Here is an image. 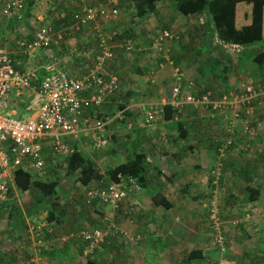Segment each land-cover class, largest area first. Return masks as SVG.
Here are the masks:
<instances>
[{
    "label": "crops",
    "instance_id": "1",
    "mask_svg": "<svg viewBox=\"0 0 264 264\" xmlns=\"http://www.w3.org/2000/svg\"><path fill=\"white\" fill-rule=\"evenodd\" d=\"M175 1L155 0L150 11L137 15L133 0H91L97 4L116 6L118 13L115 16H97L78 27L74 26L73 12L79 8L80 0L55 2V6L72 7L70 15L65 12L57 15L60 25L66 23L64 28H68L69 34L76 33L83 42L88 41L83 38L93 37V33L96 36V47H91V52H84L90 56L86 72L101 51V37L105 38L113 52V57L104 59L103 67L106 73L118 77L122 94H116L118 91L114 93L102 104L104 109L101 112V106L99 113L102 114L100 116H110L125 108V124L128 130L134 129L135 138H138V147L125 152V158L133 151L144 153L146 184L141 185L135 195L131 194L114 205L97 197L88 200V188L80 189L82 193L79 194L72 181L74 176L51 175L50 179L59 178L60 182L54 193L53 214L49 218L51 196L47 200L33 187L21 190L13 181L7 198L0 199V264H21L30 256H35L39 264H86L91 258L105 264H189V260H197L204 249L203 237L191 234L190 224L191 219L201 222L198 213H195V206L201 203L202 197H207L210 190L207 185L212 181V169L217 165L220 168V183L223 182L220 195H240L239 199H233L235 209L240 205L239 208H249L254 212L258 207L264 210V174L261 171L264 170V103L260 104L257 100L264 97L263 92L260 95L257 92L258 96L251 100L253 113L250 117L254 119V125L260 122V127L256 126L252 134L244 132L236 121L224 118L223 113L214 114L209 107H194L191 104L182 105L171 119L161 117L162 125L157 127H151L153 125L143 119L141 105H160L171 96V71L175 66L181 68L185 77L193 78L199 88L213 86L219 92L223 88L236 90L233 87H239L242 80L252 83L251 78L256 75L259 76L258 84L264 82V71L261 70L264 61L261 64L257 62L258 56L253 54L252 49L254 44L235 42L225 45L216 32L208 8L202 12L183 13L176 9ZM24 4L27 9L21 19L5 17L0 13V46L7 48L15 60L23 62L25 57L35 55L38 49L43 48L30 52L19 44L20 40H30L34 36L30 23L33 20L42 21V16L41 19L39 17L41 0H24ZM234 5L235 25L239 28L251 21L252 3L241 0ZM44 23L47 21L41 25ZM163 28L169 29L171 36L163 40L159 49L154 47L153 41ZM60 31L62 37L55 38L63 41L65 30L60 28ZM127 44L130 46L127 47ZM68 48L64 45L58 49L65 51ZM58 49L57 53H60ZM73 59L77 66L84 65L83 56H74ZM110 61L113 62L112 68L107 71L106 63ZM28 71L35 74L33 70ZM32 87L33 83L23 89L22 95L10 94L8 109L13 115L33 108ZM120 103L123 106H119ZM193 110L199 114H188ZM178 122L185 129L184 136H180ZM89 123L88 120L82 121L80 138L70 140L72 144L85 143L82 139L91 132ZM114 126V122L106 124L107 128L101 131L104 138L96 143L98 147L101 143L106 144V131ZM91 135L88 142L92 143V138H97L93 133ZM233 135L234 143L223 147L226 139ZM228 147L230 153L226 157L224 153H219L221 148L227 150ZM228 184L234 187L229 189ZM248 186L252 187V193L256 191L254 198L249 196ZM81 200L88 208L81 209ZM70 201L74 205L71 217L77 219L81 216L79 222L85 220V224H75L68 216ZM191 201L194 203L189 204ZM242 203L245 204L241 207ZM98 204L102 207H97ZM104 207L102 222L95 215L91 217V212L94 214ZM100 212L97 213L100 215ZM105 217L113 221L118 230L108 231L93 255H86L78 231L85 225L106 229ZM260 218L264 219V216ZM95 219L98 224L93 222ZM39 222L44 224L38 233L31 229L30 224ZM260 227L264 228V223Z\"/></svg>",
    "mask_w": 264,
    "mask_h": 264
},
{
    "label": "built area",
    "instance_id": "2",
    "mask_svg": "<svg viewBox=\"0 0 264 264\" xmlns=\"http://www.w3.org/2000/svg\"><path fill=\"white\" fill-rule=\"evenodd\" d=\"M80 2L79 9L73 12L74 26L77 27L89 23L97 16H115L118 11L112 5H90L86 0ZM24 10V0H0V13L5 17L23 18ZM53 34L58 38L62 37V32L53 31L47 22L37 28L30 40H20L19 44L33 52L36 48L48 46ZM170 36L169 29H162L153 44L161 49L163 40ZM230 44L232 43L225 42V45ZM99 45L100 53L95 56L89 70L80 76L71 75L62 67H50L45 71L40 76L39 83L33 84L35 110L26 118L12 116L8 109L9 98L12 92L22 95L23 89L32 84L30 77L36 75L31 71L19 69L10 51L0 46V199L7 198L9 186L14 181L15 169L22 167L32 177H42L45 175L47 150L67 156L73 149H77L70 140L80 138L83 120H88L90 122L88 128L94 131V135L98 133L99 136L107 123L124 117L125 108L118 109L110 116L99 115L102 104L112 98L119 88L118 77L106 73L103 67L104 59L113 57V52L107 46L104 37L100 38ZM129 46L130 44H127V47ZM171 76L173 78L171 96L165 103H169L177 110L184 104L209 107L215 112L221 111L230 122L243 124L245 132H254V126L250 124V115L244 114V112L252 114L251 100L258 94L252 83L242 81L239 90L225 91L220 97H212L210 90L203 91L193 78L185 77L179 66L173 67ZM165 103L141 105L144 121L151 122L161 117L162 106ZM86 111L88 114L85 116ZM230 143L231 139L227 138L223 147ZM223 149H220L221 154L224 153ZM212 171V181L217 183L220 178L219 166ZM140 187L134 175L119 172L116 179H110L104 186L88 187L87 199L97 197L117 205L121 199L131 194L135 195ZM208 210L213 227L217 228L220 209L215 200L210 201ZM105 222L106 229L85 225L78 231L86 255L93 254L108 231L118 230V226L110 219L105 217ZM43 224L31 223L30 226L39 233ZM21 264L39 263L35 256H30Z\"/></svg>",
    "mask_w": 264,
    "mask_h": 264
},
{
    "label": "rangeland",
    "instance_id": "3",
    "mask_svg": "<svg viewBox=\"0 0 264 264\" xmlns=\"http://www.w3.org/2000/svg\"><path fill=\"white\" fill-rule=\"evenodd\" d=\"M56 1L60 2L61 0H41V5L39 7L41 11H40L39 17L41 19V16H42V21L33 20L31 22L29 20V23L31 22L30 29H34V33H35V31L41 25V23L47 21L52 26L53 31L60 30V28H63V30H65L66 35L63 37L64 40L62 39L63 41H58L55 38L56 35L53 34L51 42L49 43L48 46L38 49L36 54L33 56L25 57L24 62L21 61V59H19L20 61L14 59L15 65L19 69L21 68L22 70H27V71L33 70L36 76L38 77H40L50 67H62L66 69L68 72H71L73 75L80 76L84 72H86V69H88V67L90 66V58H89L90 56L88 57L84 52L86 53L91 52L90 50L91 47L93 48L96 47V44H97L96 36L93 33V37L83 38V40H88V41L83 42L82 39L78 37V35H76V33L69 34L68 28L67 27L64 28L66 23L63 25H60V22H58L57 20V15L60 12H65L66 14H68L71 11L72 7L70 6L68 7L66 5H63V7H60L57 5L55 6ZM86 2H88V4L91 5V0H86ZM26 9L27 8L25 5V10ZM18 19H21V18H18ZM20 35L22 36V34ZM82 44L84 45V48H82ZM64 45H68L69 48L64 49L65 51H63L62 49H58L59 47L63 48ZM73 47H75V50H73ZM154 47H157V45H154ZM78 48H81L82 50ZM56 49H58L60 53H57ZM74 56H79V57L83 56L84 65L82 67H79L75 64V60L73 59ZM112 63L113 62L111 61L110 63H106L107 71H111ZM261 70L264 71V66H263V69L261 68ZM251 79H253L252 84L255 86L256 91L259 92V95L261 92H263V95H264V82L258 84L257 82L259 81V76L257 75ZM121 90L119 87L117 90L118 92L116 91L117 93L116 92L115 93L119 95L121 93ZM256 96H258V94ZM257 100H260L259 101L260 104L264 103V97H262V99L259 98ZM259 103H257L256 101V104H259ZM250 105H253V104H250ZM103 109H104V105L101 108V112H103ZM34 110H35V105L33 104L32 109L30 110L25 109L23 110L22 114H15V115L12 114V116L26 118L27 115L32 114ZM257 111L259 110L257 109L256 113ZM212 112L214 114L216 113L222 114L221 111L214 112L212 110ZM190 113L192 114L196 113V115L199 114V112L195 110L188 112V114ZM85 114H88V113H85ZM100 114L101 113H99V115ZM244 114L250 115L249 112H244ZM126 118L127 117H126V112H125L124 117L121 118L122 120L116 119V120L111 121V123L114 122L115 126L113 128L107 129L106 137H105L106 144L104 145H102L101 143L98 147V145L96 144L98 141L104 138L102 133H100L99 136H98V133H96L97 140H94L92 138L93 141L92 143L90 142L91 137H92L91 134L94 132L93 130H91V132L89 133V135L85 137V139L84 138L82 139V141L85 143L83 144L73 143L74 144L73 146L75 148H80L81 152H83V154L90 161L92 159L93 164H94L93 166L94 171L96 172V174H94L92 178L89 180L88 185H86V183H82L80 180H77V179L73 181L74 187L79 190V194L82 193L80 189L85 190L88 187L104 186L107 181L112 179L109 176L107 168L109 166H113L114 163L116 162L125 160L126 159L125 152L131 151V149L136 150V148L138 147V146L136 147L138 138L137 137L135 138V131H133L134 129L131 131L128 130V127L125 124ZM248 120L250 119L248 118ZM161 121H162L161 117H159L158 119L151 121L149 123L153 125L151 127H157V125L159 124L162 125ZM250 124H252L255 127L254 128V131H255L256 126L260 125V122L257 121L255 122V125H254V119H251ZM239 126L244 129L243 124H240ZM84 127H86V125H84ZM259 127L260 126H258V128ZM105 128L107 127L105 126ZM168 128L171 129V127H168ZM114 129H116V131ZM127 133H129L128 137H127ZM247 133L249 132L247 131ZM88 138L90 140L89 142H88ZM230 139H231V144H233L234 135L231 136ZM246 142H248V140ZM229 147L227 150H224V154H223L224 157H226L227 154L230 153V151H228ZM250 153L251 152H249V154ZM46 160H47L46 161L47 166H46L45 178L50 177L51 175H57V174L63 175L66 173L65 168H64L65 161H64L63 155L52 152L51 150H47ZM261 171L264 174V170H261ZM64 181L66 182V180ZM222 185H223V182L220 183V180L217 183L210 181V184L207 185L208 189H210L208 190L207 197H202L201 203L195 206L196 207L195 213H198V217L199 219H201L200 220L201 222H197L196 220L192 221L191 219L190 226L192 230L190 231H192L191 234H196V235H200L201 237H203L202 242H203L204 249L202 250V255L199 258H197V260H189V264H264V244L260 243V242H264V228L260 227V224L264 223V219L260 218L264 216V210L262 211L261 210L262 207H258V210L254 212L253 210H250L249 208H239L240 205H238L237 208L235 209L233 206V199L234 197L236 199L237 198L239 199L240 195H236L234 197L233 196L225 197L223 195H220L221 190H222V187H221ZM231 187H234V186L229 185L228 188L230 189ZM211 200L216 201L221 211L220 220H219V224L217 228L213 227V223L209 218V214L207 210L209 208V203ZM192 203L194 202L191 201L189 204H192ZM246 203L250 205L249 204L250 201H247ZM69 204H70V207L68 208L67 213H69L68 216H70L73 223L75 222L76 224V222H78L79 224H85L84 222L85 220L84 221L82 220L81 222H79L81 220V216H77V219L71 217L70 214L73 213L74 205L72 201H70ZM244 204L242 203L241 207ZM79 205L81 206V209L88 208V205L84 203L82 200H81V204ZM97 207H102V205L98 204ZM99 211H102L100 212V215L97 213ZM104 211H105V207L103 210H100V209L96 210L94 214L91 212V217L95 215L98 217V220H101L103 217ZM115 211H118V209H116ZM261 220H262V223H261ZM93 222H96L95 224H98L97 219H95V221ZM100 222H102V220ZM202 242L200 243L202 244ZM103 245H105V242L103 243ZM107 246L109 247L108 243H107ZM117 248H118V244H117ZM116 252H118V250H116Z\"/></svg>",
    "mask_w": 264,
    "mask_h": 264
},
{
    "label": "trees",
    "instance_id": "4",
    "mask_svg": "<svg viewBox=\"0 0 264 264\" xmlns=\"http://www.w3.org/2000/svg\"><path fill=\"white\" fill-rule=\"evenodd\" d=\"M133 1L135 3L137 15H142L150 11L151 8H153L155 0ZM237 1L241 0H176L175 7L177 10L183 13L202 12L205 8H208V10L211 12V20L213 21V25L216 28V32L222 42H236L243 45L254 44L252 48L254 52L253 54H255V56H258L257 62L261 64L262 61H264V0H244L250 1L252 3L251 21L249 23L243 24L239 28L235 25V15L233 13V8L235 6L234 3ZM91 5L98 4L91 2ZM116 8L118 9V7ZM39 80L40 77L38 76L31 77V82L33 84L39 83ZM239 88L240 86L233 87V89L236 90H239ZM200 89H202L203 91L210 90L212 97H220L223 92L229 91V89L223 88L221 92H219L215 90L213 86H208L205 88L203 87ZM119 106H123V104L120 103ZM178 111L179 110L173 108L169 103H165L162 106L161 117L165 119H171L173 118L175 113H178ZM178 126L179 128H181L180 136H184L183 131H185V129L182 128V124L180 122H178ZM93 165V161L91 162L83 154V152L78 149H73V151L65 157V175H69L70 177L74 176L72 181H75L77 179L80 180L82 183H87L92 178V176L96 174ZM107 171L109 173V176L113 179H116V175L119 172L122 174H132L136 177V180L139 182L140 185H145V155L142 152L133 151L132 153H129L128 157L125 160L116 162L113 166H109L107 168ZM59 182V178L50 179L49 177L45 178L44 176L32 178L31 174L22 167H19L14 171V183L17 188L24 190L33 187L35 188V190L41 192L42 196L47 200L51 196V199H49L51 201V206L49 207V218H51L53 214V207L55 205V201L53 200V198H55L54 193L56 192V186ZM248 187L251 193L249 194V196L254 198L257 195L256 191L255 193H252V187ZM86 264L105 263L99 262L96 259L91 258L87 260Z\"/></svg>",
    "mask_w": 264,
    "mask_h": 264
}]
</instances>
